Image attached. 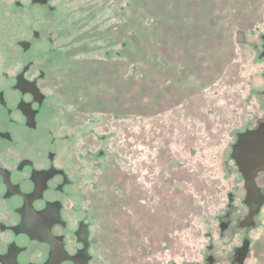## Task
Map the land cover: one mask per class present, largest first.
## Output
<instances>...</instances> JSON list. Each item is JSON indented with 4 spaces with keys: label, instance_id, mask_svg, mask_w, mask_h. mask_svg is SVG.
<instances>
[{
    "label": "rangeland",
    "instance_id": "1",
    "mask_svg": "<svg viewBox=\"0 0 264 264\" xmlns=\"http://www.w3.org/2000/svg\"><path fill=\"white\" fill-rule=\"evenodd\" d=\"M185 1L191 2L183 9L186 23L202 24L200 15H207L202 28L188 31L205 55L185 68L186 78L170 79L167 85L174 87L166 90L163 102H153L152 94L140 101L154 108L150 114L135 113L137 99H127L126 113L115 91L106 97L98 87L76 86L84 74L78 61L104 57L108 43L98 34L131 18L134 0H51L54 12L45 9V37L53 33L59 41L54 59L65 70V88L45 121L57 136L69 137L86 168L87 151H92L85 180L100 239L93 264H103L104 238L108 260L118 252L121 264L137 257L140 264H208L210 256L214 264H230L245 237L251 242L245 264H264V207L254 228H238L248 210L242 204L243 179L231 158L237 135L264 120V0ZM181 33L186 34L183 27ZM205 33L213 36L207 46L202 45ZM48 52L54 53L45 43ZM216 52L222 55L218 62L211 60ZM120 70L115 75L121 79ZM259 181L264 184V173ZM229 194L237 209L222 235L221 222L231 210ZM141 206L155 209L149 227L133 217Z\"/></svg>",
    "mask_w": 264,
    "mask_h": 264
},
{
    "label": "flooded vegetation",
    "instance_id": "2",
    "mask_svg": "<svg viewBox=\"0 0 264 264\" xmlns=\"http://www.w3.org/2000/svg\"><path fill=\"white\" fill-rule=\"evenodd\" d=\"M50 1L0 0V264H93L97 258L100 239L93 223L97 219L85 180L92 151H87L86 168L69 137L57 136L45 121L55 109V96L65 88L61 82L65 70L54 59L59 41L53 33L45 37V9L54 12ZM261 39L263 52L264 34ZM45 43L54 53L45 54ZM103 156L100 152L98 157ZM259 176L256 184L264 195ZM243 183L242 204L248 213L238 228L249 230L264 203L254 226L240 227L250 210ZM230 195L231 210L221 222L228 225L225 232L237 209ZM245 241L249 242L245 264L251 246L246 237L234 248L230 264H240L236 250ZM104 245L103 264L124 261L118 252L108 260L106 238ZM136 259L128 264H140Z\"/></svg>",
    "mask_w": 264,
    "mask_h": 264
},
{
    "label": "trees",
    "instance_id": "3",
    "mask_svg": "<svg viewBox=\"0 0 264 264\" xmlns=\"http://www.w3.org/2000/svg\"><path fill=\"white\" fill-rule=\"evenodd\" d=\"M188 4L191 2L185 0H134V14L131 18L117 25L115 30L105 31L102 37L98 34V40H102L103 43L105 40L108 43L109 51L104 53V57L78 61V64L82 65L80 69H83L84 74L80 76L76 86L82 87L88 84L98 87L99 90H104L102 93H105L106 97L115 91L120 99L123 98V111L126 113L130 112L127 99L131 101L137 99L139 104L136 106L135 113L150 114L154 108L140 101L146 95L152 94L153 102L154 100L163 102L160 99L166 97V90L171 92L174 87L172 84L168 86L171 83L170 79L186 78L183 75L185 68L191 67L190 64H198L201 58L199 56L205 55L198 53L196 46L200 44L191 38L194 33H188V31L190 32V28L196 25L197 28L198 26L202 28L206 24L207 15H200L203 19L202 24L197 21L186 23L183 21L182 14ZM182 27L186 31L185 35L181 33ZM206 35L205 44H202L205 46L213 40L211 34ZM83 44H85L84 41ZM117 47H120V51H116ZM178 49L179 51L183 49V52L179 53ZM220 52L222 53V50ZM210 55L212 54L208 53L207 57ZM221 56L216 52L211 60L218 62L222 59ZM123 66L126 71L132 70L136 73L139 69L142 74L139 75L137 72L135 77L127 72L123 73ZM177 67H180V70L176 69ZM117 68L122 70H120L121 79L115 75ZM177 71L178 75H176ZM154 213L153 209L141 206L133 212V217L139 216L142 225H146L145 228L154 223L152 221Z\"/></svg>",
    "mask_w": 264,
    "mask_h": 264
},
{
    "label": "water",
    "instance_id": "4",
    "mask_svg": "<svg viewBox=\"0 0 264 264\" xmlns=\"http://www.w3.org/2000/svg\"><path fill=\"white\" fill-rule=\"evenodd\" d=\"M45 3L48 0H43ZM264 57V50L262 52ZM231 158L234 160L238 172L242 175L247 190L245 203L249 207V214L246 219L240 223V227L254 226V217L258 215L264 203V195L260 192L256 180L260 173L264 172V122L253 130H246L237 135V141L232 147ZM231 197V195L229 196ZM227 224L220 225L221 232H225ZM249 242L245 241L242 248L236 250L240 254V264L247 256ZM208 264L214 263V258L210 256Z\"/></svg>",
    "mask_w": 264,
    "mask_h": 264
}]
</instances>
